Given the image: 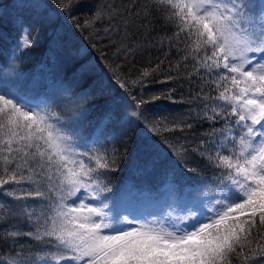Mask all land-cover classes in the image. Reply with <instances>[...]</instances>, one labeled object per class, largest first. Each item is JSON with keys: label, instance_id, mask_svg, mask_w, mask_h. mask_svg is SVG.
<instances>
[{"label": "snow or ice", "instance_id": "6c2138e0", "mask_svg": "<svg viewBox=\"0 0 264 264\" xmlns=\"http://www.w3.org/2000/svg\"><path fill=\"white\" fill-rule=\"evenodd\" d=\"M82 4L25 0L11 21L18 35L6 76L21 78L16 61L37 46V25L52 29L48 54L56 63L63 42L71 40L61 35V16L83 33L105 17L114 21L122 15L109 5L81 25L73 13ZM152 8L173 28L160 45L167 42L184 53L176 68L194 62L188 77L202 81L194 97L202 105L196 118L209 129L198 143L187 136L170 139L163 134L183 133L193 124L162 116L150 120L145 114L147 105L173 100L171 89L148 99L130 91L153 76L163 60L129 81L117 75L119 66L101 67L69 53L79 60L72 81L82 90L74 92L73 85L60 81L58 97L38 94V82L22 89L0 79V193L10 198L0 201V225H6L0 238L8 248L0 251L6 257L0 264H264V0H152ZM127 11L130 18L120 21L125 29L139 16L134 8ZM149 11L146 6L143 19ZM110 31L116 29H105ZM140 48L124 45L121 51L127 58ZM108 88L122 95L114 96L85 133L77 99ZM124 122L140 131L121 153L109 128ZM193 155L211 170V179L194 187L168 181L164 196L146 215L140 205L147 198L132 188L110 207L111 174L122 166L140 173L163 168L165 176L198 175V165L190 164ZM21 237L36 245L19 244Z\"/></svg>", "mask_w": 264, "mask_h": 264}, {"label": "trees", "instance_id": "16d2710c", "mask_svg": "<svg viewBox=\"0 0 264 264\" xmlns=\"http://www.w3.org/2000/svg\"><path fill=\"white\" fill-rule=\"evenodd\" d=\"M24 2L25 0H3V6L0 7V17H2L0 19V79L6 78L10 83H14L22 89H30L33 82H38L36 88L38 94L58 97L60 95L58 92L59 82L63 81L66 85H73L72 74L79 62L78 58L70 59L69 53L74 56L80 53L83 58L94 60L101 67L105 63L113 69L119 66L120 70L117 75L129 81L136 80L145 68H155L156 64L163 60L160 69L153 76L149 77L143 84L130 89L132 93L137 96L143 95L145 99L162 92L167 93L169 89L172 90V101L165 99L147 105L149 111L145 114L150 120L154 116H162L168 117L170 120L173 118L185 119L193 124V127L186 132L163 134L170 139L187 136L193 143H198L201 138L200 134L209 129L208 122H201L196 118V113L202 105L194 97L195 93L199 91L202 81L196 76L188 77V73L193 72L194 62L188 61L186 68L183 63L180 64L179 68H176L184 53L177 52L176 48L170 49L167 42L163 46L160 45V40L165 36H170L173 28L166 25L161 14L152 8V0H83L81 7L73 13L80 17L81 25L84 24L85 19L91 18L96 9L105 11L108 10L109 5L119 9L122 15L114 21H109L105 17L97 21L92 28L84 29L83 33L76 30L70 19L61 16L60 23L64 29L61 35L68 34L71 36V40L70 42H63L64 53L56 63H53L48 54L49 43L53 36L52 29L45 30L37 25L39 30L37 46L29 52L26 59L16 61L21 78L14 80L11 75L6 76L5 66L12 63L13 45L18 35L11 21L23 10ZM146 6L150 11L147 19H143ZM133 8L139 13V16L135 18L134 24L130 23L129 27L125 29L120 21L129 19L127 10ZM24 15L28 16L30 13L24 10ZM145 24H148V27H144ZM110 26L116 31L106 33L105 29ZM124 45H141V48L134 55L125 58L121 51ZM166 53L167 56H165ZM101 57L104 59L101 60ZM168 75L174 79L166 80ZM81 90V85H73L74 92L78 93ZM120 95L122 93L119 90L114 92L108 88L102 92H93L83 99L74 97L77 99L75 106L77 114L79 112L84 113L80 126L85 133L91 132L92 126L113 102L114 96L118 98ZM221 126L222 122L214 125L217 128ZM139 131L140 127L133 122H124L109 128V133L116 137L113 143L121 153L125 151L123 145L126 143L131 146ZM190 164L192 166L198 165V175L183 173L182 175L173 176L169 174L165 176L163 168L140 173L128 165L122 166L119 172L111 174L113 193L110 194L112 196V199L109 200L110 207L119 203L124 198L126 191L132 188L134 192L147 198L140 205V212L146 215L154 210L156 202L164 196V186L168 181L177 183L181 187H194L205 177L211 179V170L205 166L204 161L199 157L193 155ZM0 201L10 202V198L0 193ZM116 210L113 208V211ZM8 223H19V221L9 220ZM2 227H6V225H0V228ZM21 227L28 230L26 225H21ZM18 243L36 245V242L28 237H21ZM0 251H8L2 238H0ZM5 258V256H0V259Z\"/></svg>", "mask_w": 264, "mask_h": 264}]
</instances>
